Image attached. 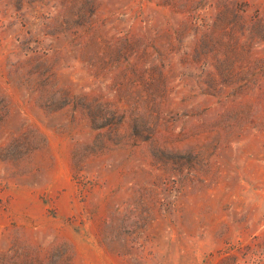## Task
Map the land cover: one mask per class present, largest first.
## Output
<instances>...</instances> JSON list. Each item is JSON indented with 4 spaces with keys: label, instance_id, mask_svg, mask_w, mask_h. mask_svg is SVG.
<instances>
[{
    "label": "rangeland",
    "instance_id": "obj_1",
    "mask_svg": "<svg viewBox=\"0 0 264 264\" xmlns=\"http://www.w3.org/2000/svg\"><path fill=\"white\" fill-rule=\"evenodd\" d=\"M0 264H264V0H0Z\"/></svg>",
    "mask_w": 264,
    "mask_h": 264
}]
</instances>
